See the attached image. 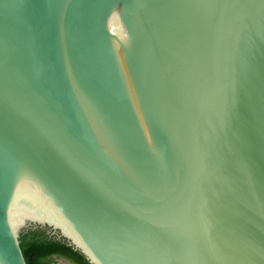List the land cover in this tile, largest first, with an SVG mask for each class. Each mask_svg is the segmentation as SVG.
Returning a JSON list of instances; mask_svg holds the SVG:
<instances>
[{
	"label": "water",
	"instance_id": "95a60500",
	"mask_svg": "<svg viewBox=\"0 0 264 264\" xmlns=\"http://www.w3.org/2000/svg\"><path fill=\"white\" fill-rule=\"evenodd\" d=\"M36 230L264 264V0H0V264Z\"/></svg>",
	"mask_w": 264,
	"mask_h": 264
},
{
	"label": "trees",
	"instance_id": "16d2710c",
	"mask_svg": "<svg viewBox=\"0 0 264 264\" xmlns=\"http://www.w3.org/2000/svg\"><path fill=\"white\" fill-rule=\"evenodd\" d=\"M20 247L27 264H51L52 257H62L73 264H89L80 253L60 241L49 239L39 230L23 233Z\"/></svg>",
	"mask_w": 264,
	"mask_h": 264
},
{
	"label": "rangeland",
	"instance_id": "374dc122",
	"mask_svg": "<svg viewBox=\"0 0 264 264\" xmlns=\"http://www.w3.org/2000/svg\"><path fill=\"white\" fill-rule=\"evenodd\" d=\"M51 264H73L71 261L62 257H52L50 259Z\"/></svg>",
	"mask_w": 264,
	"mask_h": 264
}]
</instances>
